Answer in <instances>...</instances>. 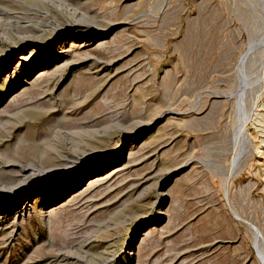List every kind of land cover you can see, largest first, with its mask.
<instances>
[{"label":"rangeland","instance_id":"rangeland-1","mask_svg":"<svg viewBox=\"0 0 264 264\" xmlns=\"http://www.w3.org/2000/svg\"><path fill=\"white\" fill-rule=\"evenodd\" d=\"M8 183L0 264H264V0H0Z\"/></svg>","mask_w":264,"mask_h":264},{"label":"bare ground","instance_id":"bare-ground-1","mask_svg":"<svg viewBox=\"0 0 264 264\" xmlns=\"http://www.w3.org/2000/svg\"><path fill=\"white\" fill-rule=\"evenodd\" d=\"M42 52H44V50ZM40 72H41L40 74H43L44 73V71H40ZM243 74H244V72H243ZM241 77H242V75H241ZM133 152L131 151V154L128 155V160H130L133 157V154L135 153V152L134 153ZM80 161H83V160L80 159V160H76L75 161V165L77 167H79V169H80V165L82 163ZM126 165H127V163H125L124 165H119V166L115 167L116 169L111 174L115 173L116 171L121 170L122 168L126 167ZM73 167H74V165L68 166V167H63L57 174H67L69 172V170L74 169ZM41 174H40V176H41ZM45 175H47V174H45ZM18 176H20V174L18 172H16V173H14V174L11 175V178L13 179V177H15V180H21V179H23L22 176L21 177H18ZM44 176H42V177H44ZM107 177H109V175L108 176H103V177H100L99 175H97V176L92 177L90 179V182L88 183V185H85V187L82 186L79 190L76 191L78 193L74 192L73 199L74 198H79V197H85L91 191V189L94 188V186H96L97 184L98 185L101 184L104 181V178H107ZM11 182L12 181H10V183ZM8 185H9V183L7 185L6 184L5 185L2 184L0 186V195H4V197H7L8 196V197H12L13 199L20 200L22 198V193L21 192H18L17 190H13L12 189V186L10 185V187H8ZM151 227L152 226L146 228L145 231L143 232V234L141 235V237H140L141 238V241H140L139 247L142 246L143 244H145V242L147 241V239L152 235V229H151Z\"/></svg>","mask_w":264,"mask_h":264}]
</instances>
